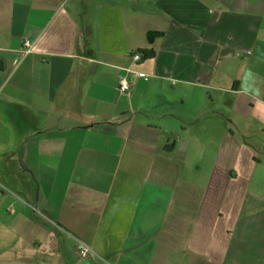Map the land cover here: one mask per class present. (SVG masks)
<instances>
[{
    "label": "crops",
    "instance_id": "obj_1",
    "mask_svg": "<svg viewBox=\"0 0 264 264\" xmlns=\"http://www.w3.org/2000/svg\"><path fill=\"white\" fill-rule=\"evenodd\" d=\"M0 264H264V0H0Z\"/></svg>",
    "mask_w": 264,
    "mask_h": 264
},
{
    "label": "built area",
    "instance_id": "obj_2",
    "mask_svg": "<svg viewBox=\"0 0 264 264\" xmlns=\"http://www.w3.org/2000/svg\"><path fill=\"white\" fill-rule=\"evenodd\" d=\"M32 50V42L28 39H24L21 43V48L19 49V56L16 57L13 62L11 63L12 67L16 66L19 62V59L24 55L29 53ZM130 58L133 64H137L141 61V54L139 52H132L130 54ZM137 74L135 70L131 67H126L124 69V74L121 75L118 79L117 89L122 92L126 93L132 86V80L136 78ZM75 249L78 257L85 256L89 253H92L91 249L80 242L79 240L75 239Z\"/></svg>",
    "mask_w": 264,
    "mask_h": 264
},
{
    "label": "trees",
    "instance_id": "obj_3",
    "mask_svg": "<svg viewBox=\"0 0 264 264\" xmlns=\"http://www.w3.org/2000/svg\"><path fill=\"white\" fill-rule=\"evenodd\" d=\"M159 32H156L158 34ZM136 52H139L141 54V59H147L153 56L154 52L151 49H143V48H137L135 50ZM173 146V142H170L169 144L165 145V149L171 150Z\"/></svg>",
    "mask_w": 264,
    "mask_h": 264
},
{
    "label": "rangeland",
    "instance_id": "obj_4",
    "mask_svg": "<svg viewBox=\"0 0 264 264\" xmlns=\"http://www.w3.org/2000/svg\"><path fill=\"white\" fill-rule=\"evenodd\" d=\"M164 88H165V90L167 91V93H170V86H167V85H164Z\"/></svg>",
    "mask_w": 264,
    "mask_h": 264
}]
</instances>
